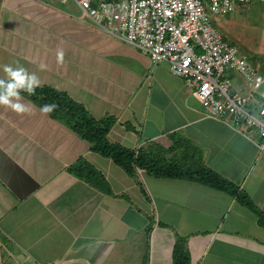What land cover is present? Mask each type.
Returning <instances> with one entry per match:
<instances>
[{"label": "crops", "instance_id": "obj_1", "mask_svg": "<svg viewBox=\"0 0 264 264\" xmlns=\"http://www.w3.org/2000/svg\"><path fill=\"white\" fill-rule=\"evenodd\" d=\"M51 4L0 0V65L19 62L95 119L114 117L109 141L150 150L164 166L191 167L199 148L203 165L264 215L256 131L207 116L166 64H152ZM30 108L17 115L0 106V264H173L178 238L189 264H264V227L236 195L144 168L129 176L40 107ZM173 135L182 139L176 148ZM79 158L102 173L103 188L67 171Z\"/></svg>", "mask_w": 264, "mask_h": 264}, {"label": "built area", "instance_id": "obj_2", "mask_svg": "<svg viewBox=\"0 0 264 264\" xmlns=\"http://www.w3.org/2000/svg\"><path fill=\"white\" fill-rule=\"evenodd\" d=\"M42 1L71 3L80 11L74 19L138 49L152 64L165 62L173 76L193 89L207 116L236 129H253L264 149V69L255 57L226 41L212 19V14L225 16L256 0ZM231 71L250 88L235 89Z\"/></svg>", "mask_w": 264, "mask_h": 264}, {"label": "trees", "instance_id": "obj_3", "mask_svg": "<svg viewBox=\"0 0 264 264\" xmlns=\"http://www.w3.org/2000/svg\"><path fill=\"white\" fill-rule=\"evenodd\" d=\"M36 91L38 93L36 96L27 97V94L24 95L38 107L43 104H56L55 110L48 114L51 118L64 124L80 138L88 141L92 151L112 160L115 165L123 169L129 176H135L137 168H144L155 176L188 178L216 189L228 191L236 195L242 203L252 209L258 217L259 224L264 227V215L261 211L254 207L245 194L238 192L230 181L225 180L203 165L199 148H195L196 155L193 157L194 164L191 167L171 164L164 166L161 164L160 159H154L152 153L149 152L150 150L147 152L143 149L136 150L109 141L108 132L115 122L114 117L106 116L102 119H95L82 104L72 99L65 92H61L51 86L44 85ZM173 137V148H176L182 139L176 135H173ZM67 171L95 187L103 188L106 185L102 173L83 158H79L70 165ZM108 190L106 189V191ZM173 264H189L188 251L185 248L184 240L181 238H178L174 246Z\"/></svg>", "mask_w": 264, "mask_h": 264}, {"label": "rangeland", "instance_id": "obj_4", "mask_svg": "<svg viewBox=\"0 0 264 264\" xmlns=\"http://www.w3.org/2000/svg\"><path fill=\"white\" fill-rule=\"evenodd\" d=\"M54 4L56 7L60 8L61 11L73 14L71 18L80 14V11H74V6L71 3L62 4L59 1H54L51 5ZM261 13L263 14V19L258 16ZM65 14L67 15V13ZM212 19L214 25L221 31L226 41L236 44L240 49L245 51L251 59L255 57L262 66L264 63V56L262 55H264V53L263 51L260 53L257 50L259 47L264 48V1L256 0L246 8L225 16L212 14ZM160 63L166 64L165 62ZM262 68L264 69V66H262ZM229 76H231V81L235 89L242 86H249L235 71H231ZM190 89L191 91L193 90L192 88ZM258 141L261 142L259 136Z\"/></svg>", "mask_w": 264, "mask_h": 264}, {"label": "clouds", "instance_id": "obj_5", "mask_svg": "<svg viewBox=\"0 0 264 264\" xmlns=\"http://www.w3.org/2000/svg\"><path fill=\"white\" fill-rule=\"evenodd\" d=\"M55 55L57 64H63L64 51L58 49ZM39 69L46 70L47 64L40 63ZM0 71L4 74L3 77H0V106L10 109L17 115L30 114V105L33 101L28 99L25 103L24 94H27V97L38 95L36 90L43 84L37 73L29 71L19 62L0 65ZM56 107L54 103L43 104L40 106V111L43 114H50Z\"/></svg>", "mask_w": 264, "mask_h": 264}]
</instances>
